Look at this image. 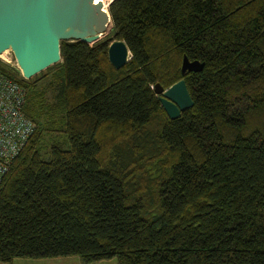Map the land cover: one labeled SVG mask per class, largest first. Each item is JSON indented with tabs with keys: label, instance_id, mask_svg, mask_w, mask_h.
<instances>
[{
	"label": "trees",
	"instance_id": "16d2710c",
	"mask_svg": "<svg viewBox=\"0 0 264 264\" xmlns=\"http://www.w3.org/2000/svg\"><path fill=\"white\" fill-rule=\"evenodd\" d=\"M108 13L113 40L60 43L44 70L57 69L54 103L0 62L34 125L0 184V262L264 264V0H112ZM114 40L130 52L119 70ZM184 57L203 70L182 75ZM180 80L193 106L170 119L154 87ZM56 132L64 143L42 154Z\"/></svg>",
	"mask_w": 264,
	"mask_h": 264
},
{
	"label": "water",
	"instance_id": "95a60500",
	"mask_svg": "<svg viewBox=\"0 0 264 264\" xmlns=\"http://www.w3.org/2000/svg\"><path fill=\"white\" fill-rule=\"evenodd\" d=\"M84 0H0V56L10 51L24 79H30L60 62V43L99 42L111 20L93 13ZM109 63L119 70L130 59L123 41H112L107 50ZM204 64L183 58L181 74L201 72ZM154 92L170 119L191 108L193 101L184 80L167 89L157 84Z\"/></svg>",
	"mask_w": 264,
	"mask_h": 264
},
{
	"label": "built area",
	"instance_id": "2783aa9c",
	"mask_svg": "<svg viewBox=\"0 0 264 264\" xmlns=\"http://www.w3.org/2000/svg\"><path fill=\"white\" fill-rule=\"evenodd\" d=\"M24 99L23 86L0 73V184L34 131L23 111Z\"/></svg>",
	"mask_w": 264,
	"mask_h": 264
},
{
	"label": "rangeland",
	"instance_id": "374dc122",
	"mask_svg": "<svg viewBox=\"0 0 264 264\" xmlns=\"http://www.w3.org/2000/svg\"><path fill=\"white\" fill-rule=\"evenodd\" d=\"M85 1V0H84ZM83 1L84 4H86ZM88 2V1H87ZM112 2V0H91L92 4V10L93 13H96V10H102L106 9V13L103 12L106 16L109 15L108 13V5ZM107 16V21H108ZM105 40H113V33L108 27L107 33L100 39V41ZM97 43V42H96ZM94 45V44H93ZM0 62L8 64L9 66H12L16 69H18V66L16 64V61L10 51H6L0 56ZM55 72H57V69H51L48 71H43L42 75H36L30 79L32 82L36 83L37 90L41 93L43 96V99L47 103H54V96L56 94V88L54 86V75ZM52 142H58L63 144L64 139L61 133H51L46 134L44 136L43 142L41 143V153L45 154L48 150V145H50ZM43 158H46L45 155ZM0 264H117L116 258L101 260L97 262H84L82 259H80L77 256H69V257H58V258H50V259H25V258H16L11 263H1Z\"/></svg>",
	"mask_w": 264,
	"mask_h": 264
},
{
	"label": "crops",
	"instance_id": "0c3cea01",
	"mask_svg": "<svg viewBox=\"0 0 264 264\" xmlns=\"http://www.w3.org/2000/svg\"><path fill=\"white\" fill-rule=\"evenodd\" d=\"M87 1H88V2H87ZM84 2L86 3V5H89V6L91 7V9H93V8H92V4H91V0H85ZM103 10H104V11H103ZM92 11H93V10H92ZM95 11H96V13L99 12V11H101V12L103 11V12L106 13V9H105V8L102 9V10H96V9H95ZM94 14H95V13H94ZM106 14H107V13H106ZM107 16H108V15H107ZM108 20H109V19H108Z\"/></svg>",
	"mask_w": 264,
	"mask_h": 264
},
{
	"label": "bare ground",
	"instance_id": "6f19581e",
	"mask_svg": "<svg viewBox=\"0 0 264 264\" xmlns=\"http://www.w3.org/2000/svg\"><path fill=\"white\" fill-rule=\"evenodd\" d=\"M111 1V0H110Z\"/></svg>",
	"mask_w": 264,
	"mask_h": 264
}]
</instances>
